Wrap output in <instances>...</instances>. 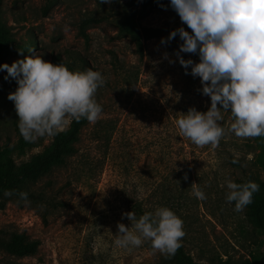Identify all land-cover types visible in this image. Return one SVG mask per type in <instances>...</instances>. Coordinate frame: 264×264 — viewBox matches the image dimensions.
Segmentation results:
<instances>
[{
    "label": "rangeland",
    "instance_id": "rangeland-1",
    "mask_svg": "<svg viewBox=\"0 0 264 264\" xmlns=\"http://www.w3.org/2000/svg\"><path fill=\"white\" fill-rule=\"evenodd\" d=\"M136 5L141 25L163 30L146 41L143 57L129 36L119 33L126 10ZM169 5L170 0H154L145 7L141 0L0 1V25L11 41L3 63L41 55L55 64L54 56L60 55L72 71H100L105 84L95 98L104 107L97 121L129 125L132 139L127 145L124 132L109 141L99 139L97 121L88 122L75 155L24 183L28 193L38 196L36 201L7 197L0 208V242L13 232H25L39 244L36 253L24 257L0 247V264H82L85 258L91 264H177L154 250L150 241L129 248L115 244L118 223L131 226L122 213L135 214L132 204L138 200L151 212L166 206L183 220L182 244L197 262L242 264L263 250L262 233L247 207L236 212L225 199L227 179L263 178L256 137L228 134L216 147H201L180 134L177 120L182 113L191 107L205 112L211 101L201 92L200 78L190 74L191 66L186 74L176 60L179 36L160 42L178 27L191 32ZM180 55L199 60L196 53ZM6 76L0 70V144L15 143L20 134L14 103L7 98L17 84ZM222 115L220 123L227 127L231 114ZM35 141L37 146L13 155L18 164L44 152L52 136ZM193 183L206 199L193 195Z\"/></svg>",
    "mask_w": 264,
    "mask_h": 264
},
{
    "label": "clouds",
    "instance_id": "clouds-1",
    "mask_svg": "<svg viewBox=\"0 0 264 264\" xmlns=\"http://www.w3.org/2000/svg\"><path fill=\"white\" fill-rule=\"evenodd\" d=\"M169 6L191 32L178 27L160 42L179 36L182 43L175 50L176 60L186 74L191 66L190 74L200 78L201 92L211 101L205 112L191 107L182 113L177 120L180 134L201 147H216L228 134L264 137V0H170ZM181 52L198 54V62L184 59ZM164 55L168 58L167 53ZM169 62L174 61L169 58ZM0 70L7 71L5 79L16 81L15 91L7 98L14 103L19 133L25 141L54 136L73 119L94 123L102 117V105L95 94L105 78L98 70L72 71L41 55L25 56L11 65L0 64ZM223 112H230L232 117L227 127L220 123ZM225 184V199L234 204L236 212L251 204L259 191V184L251 180L236 183L227 179ZM192 185L193 195L198 200L206 199L204 191L196 183ZM12 194L10 190L4 192L5 196ZM27 195L19 193L25 201ZM122 215L131 226L118 223L117 246L138 247L150 241L154 250L168 255L181 247L183 220L170 208L157 207L138 219L133 212Z\"/></svg>",
    "mask_w": 264,
    "mask_h": 264
},
{
    "label": "trees",
    "instance_id": "trees-1",
    "mask_svg": "<svg viewBox=\"0 0 264 264\" xmlns=\"http://www.w3.org/2000/svg\"><path fill=\"white\" fill-rule=\"evenodd\" d=\"M153 1L141 0L143 7L151 4ZM140 10L137 5L128 7L125 18L119 24V33L129 36L135 45L137 53L143 57L146 41L160 35L163 30L159 27L141 25L138 21ZM87 22L88 20L83 22L82 32H84L83 26ZM6 32L7 29L0 25V64L3 63L6 47L11 44V41L5 36ZM84 34L86 36V33ZM54 61L55 64H64L60 55H55ZM136 78H138V74H136ZM101 105L103 108L104 105ZM88 122L85 118H81L79 121L71 120L67 128L52 136L51 145L44 152L20 164L15 161L13 155L24 154L27 149L37 146V141H25L21 134H19L15 143L0 144V208L3 207L7 197L23 200L19 196L20 192H26L28 194L27 199L36 201L38 196L28 193L23 187L24 183L38 180L54 166L64 164L67 157L75 155L78 152L77 143L80 140L82 128ZM96 124L98 127L96 131L97 138L109 141L113 138L114 134L124 132L125 143L131 145L132 139L130 135H127V132L130 131L129 125H119L118 122H113L112 120L97 121ZM256 139L260 146V150L256 155V162L264 171V137H256ZM249 180L255 181L250 178H239L235 182L243 183ZM255 182L259 184V191L254 193L252 203L247 206V213L253 225L262 233L263 250L245 259L242 264H264V176ZM5 190H10L13 194L5 196ZM141 203L138 200L132 204V208L138 218L145 212H149ZM38 244L37 240H30L25 232H13L8 239L1 240L0 247L11 255L24 257L36 253ZM167 258L177 264H203L195 261L185 251L182 243L181 247L174 254L167 255ZM82 264H91V259L85 258Z\"/></svg>",
    "mask_w": 264,
    "mask_h": 264
}]
</instances>
